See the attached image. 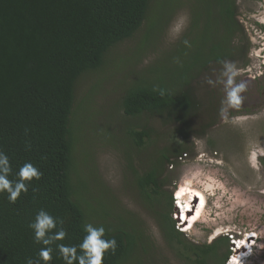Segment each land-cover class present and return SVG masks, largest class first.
<instances>
[{
	"label": "trees",
	"instance_id": "16d2710c",
	"mask_svg": "<svg viewBox=\"0 0 264 264\" xmlns=\"http://www.w3.org/2000/svg\"><path fill=\"white\" fill-rule=\"evenodd\" d=\"M158 1L0 0V151L11 163L9 179L15 180L25 163H32L41 172V178L31 181L28 191L15 203L0 193V264H27L29 258L44 264L38 252L45 246L36 243L29 227L42 209L56 218L57 230L63 227L67 233L63 241L52 245L49 264H65L56 245H79L87 223L103 226L105 239L117 241L115 253H105L103 264H136L138 259L130 261L137 252L140 257L147 255L144 248L148 245L141 232L130 220L113 224L110 209L90 195L88 179L80 178L73 160L78 140L86 145L94 135L106 134L104 138L111 144L117 142L108 124L103 130L79 127L80 122L88 123L79 111L86 100L81 86L100 84L106 74L122 68H130L123 79L129 82L111 110L129 122L121 132V143L129 162L125 167L130 186L149 207H160L155 214L162 238L188 253V257L182 253L179 258L189 264L227 262V238L194 245L175 229L170 216L171 194L162 190L168 180H162V175L164 168L177 165L178 158L189 152L190 138L197 135L192 122L200 106L192 83L211 64L240 53L231 49L234 38L241 35L235 0H202L204 9L198 8L197 2H201L197 0L183 4L182 0L169 1L170 8L185 4L190 27L169 53L139 74L131 62L137 64L141 53L163 38L166 23L161 25L163 17L157 10L163 7ZM204 16L209 21L204 26L212 33V44L206 42L208 33L198 31L199 17ZM181 57L189 63L176 67ZM162 69L166 75L156 77L154 72ZM94 85L88 92L94 91ZM145 119L155 120L157 125H145ZM209 127L205 125L197 136L205 135ZM158 142L162 146L157 148ZM128 150L144 158L143 167L131 165ZM77 184L82 185L80 191ZM221 248L222 257L216 262Z\"/></svg>",
	"mask_w": 264,
	"mask_h": 264
},
{
	"label": "rangeland",
	"instance_id": "374dc122",
	"mask_svg": "<svg viewBox=\"0 0 264 264\" xmlns=\"http://www.w3.org/2000/svg\"><path fill=\"white\" fill-rule=\"evenodd\" d=\"M169 1L175 2V0L158 1L163 7V9L159 8L160 11L157 10V14L161 12L163 17L161 25L166 23L162 40L145 49L137 64L131 62L132 68L136 69L139 74L143 69L149 67V64L156 58H161L164 54L169 53L190 27L189 12L185 8V4L181 6L186 1L182 0L180 6L176 8H170ZM197 1L201 2H197L198 8L204 9L205 2ZM238 1L236 21L241 27V35L234 38V44L231 47L236 53L241 49L238 45L248 44V37L254 30L249 21H254V18L261 14L259 1ZM208 22L205 16L199 17L198 31L203 34L204 32L208 33L209 38L206 39V42L212 44V33L204 26ZM240 39L243 41L242 43H239ZM242 59L239 54H234V57L226 62L217 65L213 63L202 76L192 83L194 95L200 106L192 122L193 132L198 135L205 125H210V127L206 129L205 135L194 134L190 138L189 152L182 155L180 159L178 158L177 165L173 164V166L169 165L164 168L162 180L165 177L168 181H164L162 190L166 194H171L173 208L170 216L176 223L175 229L183 233L187 242L194 245H210L215 239L223 237L229 240V245L233 243L236 247H240L244 242L242 241L244 233L255 232L259 235V239L254 244L252 255L246 259L245 263L264 264V256L261 254L264 250V213H262L264 211V111L257 112L255 116L246 119L236 118L239 114V105L232 107L227 104L225 90L227 77L223 75L226 64L234 66L236 75L241 74V68L245 63ZM188 63L186 57H181L176 67L178 65L184 67ZM128 69L130 68H122L121 71L117 70L115 73L106 74L108 76L105 75V79L100 84L97 82V85H94L96 82H91L81 86L82 96L86 97V100L79 113L83 117L82 120H87L88 123L83 124L79 119V127L87 125L92 126L93 130H103L105 124H108L118 139L117 142L114 141L111 144L104 138L106 134H103L102 137L96 134L95 138L93 137L91 142L86 145L82 143L83 141L78 140L80 142H78L73 160L78 168L80 178L87 177L88 184L91 185H88L90 195L110 209V220L114 221L113 224L130 220L145 238L144 241L148 247L145 246L144 249H146L147 255L142 254L140 257L137 252L130 262H135L138 259L136 262L140 263L141 261L142 264H189L182 257L179 258L182 253L188 257V253H185L181 246L168 245L162 238L155 214L160 211V207L156 205L149 207L130 186L131 177L127 174L125 167L129 162L125 157L124 143H121L123 141L121 132L124 125L129 122L120 112L111 110L115 104H118L125 82H129L123 80ZM158 70L160 69L158 68ZM154 75L164 77L166 74L162 69L154 72ZM236 75L233 86L240 83H244L249 88L253 86L248 80L246 82L238 80ZM209 80H212L213 84H209ZM90 85L95 86L93 92H88ZM240 96L242 97V93ZM105 117H107L106 120ZM143 123L154 127L157 125L155 120L145 119ZM156 144L157 148L159 145L162 146V143ZM128 155L131 165L136 169L143 167L146 162L141 155L134 154L132 151L128 150ZM253 155L258 157V160H254ZM185 181H190L192 186L201 190L207 198L206 214L203 213L200 217L203 219L187 231H184V227H182L181 210L179 205L177 206L178 200L176 199V193ZM94 184L97 185L93 186ZM81 187V184H77L78 191L81 190ZM228 189L230 192L235 191L243 196L242 202L233 195L224 196ZM96 211L99 213L98 215H102L101 209ZM206 215L208 216L206 217ZM222 253L221 248L218 251L216 262L220 261ZM233 259L234 256H231L224 264H234Z\"/></svg>",
	"mask_w": 264,
	"mask_h": 264
},
{
	"label": "clouds",
	"instance_id": "9594fccd",
	"mask_svg": "<svg viewBox=\"0 0 264 264\" xmlns=\"http://www.w3.org/2000/svg\"><path fill=\"white\" fill-rule=\"evenodd\" d=\"M187 43V42H185ZM223 75L227 77L225 90L227 93V104L229 106H238L242 100V93L246 85L244 83L234 85L236 72L231 64L225 65ZM213 84L212 80L208 81ZM161 95L163 92L161 91ZM12 172L9 157L3 151H0V193H6L10 203H15L21 193L28 191V185L31 181L39 180L41 172L32 163H25L16 173V179L11 180L9 176ZM176 204V202H175ZM62 224V222H60ZM29 227L33 230L34 240L45 247L38 252V258L44 264H49L53 256L52 245L57 241H63L67 235L63 227L57 230V220L45 210H40L30 223ZM55 230V231H54ZM86 233L79 245L57 244L56 247L65 264H103L105 253L111 251L115 253L117 241L115 238L105 239V228L96 227L91 223L83 226ZM27 264H38L37 261L29 258Z\"/></svg>",
	"mask_w": 264,
	"mask_h": 264
},
{
	"label": "flooded vegetation",
	"instance_id": "af4514ba",
	"mask_svg": "<svg viewBox=\"0 0 264 264\" xmlns=\"http://www.w3.org/2000/svg\"><path fill=\"white\" fill-rule=\"evenodd\" d=\"M257 1L261 3V9H260L261 14L257 15L256 18H254L255 19L254 21H249L253 25L254 30L252 31V34L249 35L248 37V41H249L248 44L245 45L243 43L242 46H239L241 47L240 49L241 53H239V56L243 58L242 59L243 63L244 62L245 63L243 64V68H241L242 73L237 74L236 78L244 82L248 80V82H251L253 85L251 88L246 87L245 90L242 92V100L239 104V110H238L239 114L236 116V118L238 117L239 119L242 118L246 119L248 117L255 116L257 112L264 111V0H257ZM238 2H239L238 0H235V8H236L235 20L238 17V7H237ZM228 60L229 59H224L221 63H223L224 61L226 62ZM253 156L255 157V155ZM257 158L258 157H255L254 160H258ZM208 190L210 189L208 188ZM231 195L235 196L236 198H238L240 202H242L243 196H241L238 192L235 191L230 192L228 189L224 196H231ZM206 207H207V198L205 196V207L203 210V213L205 214H206ZM207 213L209 214L210 212ZM262 213H264V211ZM207 216L208 215H206V217ZM258 239H259V235L256 234L255 232H246L242 236V241L245 240L246 243H248V248H250L247 258L252 255V249L254 247V244L257 243ZM231 244L232 247H230ZM242 246L243 245H241L240 247ZM240 247L238 248L233 243H230L229 245L230 256L228 257V259L231 256H236L238 252L236 250H239ZM242 248L243 250L244 249L246 250V247H242ZM261 254L264 256V250L261 252ZM244 264L246 263L244 262Z\"/></svg>",
	"mask_w": 264,
	"mask_h": 264
},
{
	"label": "bare ground",
	"instance_id": "6f19581e",
	"mask_svg": "<svg viewBox=\"0 0 264 264\" xmlns=\"http://www.w3.org/2000/svg\"><path fill=\"white\" fill-rule=\"evenodd\" d=\"M252 161H254L252 159ZM177 206L180 208V220L183 222L184 231H187L193 227L195 222H199L203 210L205 207V196L201 190L196 189L192 186L190 181H185V184L180 187L176 193ZM178 208V209H179ZM190 213V214H187ZM242 247H246V250L240 247L237 255L234 256L232 260L234 264H244L247 259L250 248H248V243L244 240ZM239 248V247H238Z\"/></svg>",
	"mask_w": 264,
	"mask_h": 264
},
{
	"label": "water",
	"instance_id": "95a60500",
	"mask_svg": "<svg viewBox=\"0 0 264 264\" xmlns=\"http://www.w3.org/2000/svg\"><path fill=\"white\" fill-rule=\"evenodd\" d=\"M184 184H185V183H184ZM182 186H183V185H182ZM180 187H181V186H180ZM180 187H179V189H180ZM179 189H178V190H179ZM196 223H197V222H195L193 225H195ZM193 225H192V226H193ZM191 228H192V227H191Z\"/></svg>",
	"mask_w": 264,
	"mask_h": 264
}]
</instances>
